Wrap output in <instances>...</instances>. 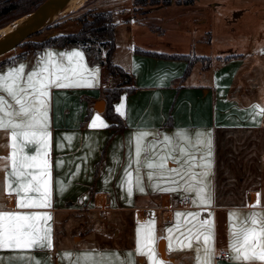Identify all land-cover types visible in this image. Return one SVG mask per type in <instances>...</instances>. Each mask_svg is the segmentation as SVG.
I'll return each instance as SVG.
<instances>
[{
    "label": "crops",
    "instance_id": "1",
    "mask_svg": "<svg viewBox=\"0 0 264 264\" xmlns=\"http://www.w3.org/2000/svg\"><path fill=\"white\" fill-rule=\"evenodd\" d=\"M224 5L220 0H170L169 4L137 9L134 0H91L89 13L111 12L115 39L111 59L131 76L130 83H123L118 74L109 73L104 47L97 53L98 59L74 44L23 49L0 59L4 60L0 73H4L19 65L30 69L49 52L57 59L58 54L72 51L83 55L78 75L72 78L80 86L50 90L47 157L50 206L19 208V197L13 193L10 198L7 194L10 160L0 159V208L51 216L50 220L39 222L51 228L53 242L52 251H34L40 264H69L62 253L88 252L115 253L114 259L110 258L112 264H124L131 259L124 254L137 248V230L147 229L150 224L154 227V247L165 264H195L194 252L171 250L168 237L179 235L185 226L190 227L186 221L198 223L191 217L175 216L177 212L196 213L200 221L205 220L199 215V207L209 209L207 220L211 221L215 234V264H233L228 251L229 213L264 210V115L260 114L264 111V43L254 49L253 38L244 37L248 39L246 42L231 46L219 36L220 30L214 28L213 22L218 18L216 9ZM234 7L233 13L238 15L248 9ZM258 11L264 12V4ZM227 17L223 16L226 27L230 24ZM81 24L76 19L51 35L75 33ZM171 30L177 32L172 41L166 39ZM119 37L125 39V45ZM142 50L198 59L183 77L187 60L148 55ZM63 63L68 66L67 59ZM71 66L76 67L75 60ZM115 86L123 89L114 102L116 111L118 105L124 104L122 112L117 111L124 120L121 130L109 126L111 122L105 118L103 90ZM253 105L257 106L255 113ZM97 116L107 127L99 122L96 127L91 126ZM140 132L150 133L146 141H162L164 136L175 138L180 132L190 133L193 139L195 133L210 134L212 174L208 179L213 193L210 206L191 203L178 207L177 199L185 194L153 191L148 186V170L143 167L139 175L145 191L136 189L138 165L134 161ZM10 143V135L0 130V158L11 156ZM36 147L24 145V153L33 155ZM202 147L206 153V145ZM5 164L9 166L7 171L3 170ZM129 172L133 180L131 195L127 192ZM27 195L38 197L34 192ZM257 199L260 208L247 207ZM177 225H181L179 231ZM169 228H173V233L168 232ZM224 252L229 253V259L223 258ZM135 261L151 264L146 256L136 255Z\"/></svg>",
    "mask_w": 264,
    "mask_h": 264
},
{
    "label": "snow or ice",
    "instance_id": "2",
    "mask_svg": "<svg viewBox=\"0 0 264 264\" xmlns=\"http://www.w3.org/2000/svg\"><path fill=\"white\" fill-rule=\"evenodd\" d=\"M59 59L49 52L36 66L27 69L25 65L10 68L0 73V130L10 135L11 156L0 158L10 160L8 171V195L14 193L19 197L17 206L24 208H44L50 206L51 190L49 187V101L52 88L80 86L73 80L78 75L79 61L83 59L80 51L58 54ZM67 59L68 66L63 60ZM76 67H72L73 62ZM90 86V85H89ZM252 106L253 113L256 110ZM124 104L117 106L121 111ZM123 114V113H122ZM264 115V111H261ZM107 127L97 116L91 126ZM149 132H140L136 137L135 187L143 193L144 185L139 175L140 168L147 169V180L153 191L182 192L183 199L194 205L212 203V182L208 177L212 174L211 139L208 133H195V139L188 132H180L173 136H164L162 141H146ZM36 145L33 155L24 153L23 146ZM158 144L162 146L158 147ZM207 147V152L203 147ZM163 152V154H161ZM169 164L172 166L170 167ZM8 164L3 170H8ZM30 169H39L38 172ZM199 169V171H197ZM127 192L133 191L131 172L128 173ZM156 181V183H152ZM15 185V187L13 186ZM166 185V186H162ZM63 186H61V190ZM37 193L38 197H30L28 193ZM23 193L24 195H20ZM192 194L195 198H192ZM259 196V194H257ZM250 208H260L259 199ZM177 217H191L198 223L185 226L179 235L168 237L169 248L173 251L190 250L194 252L195 264H215V234L210 220L200 221L196 213L177 212ZM47 213L21 214L7 212L0 208V264H40L34 258L35 250H53L51 228L40 224L48 221ZM181 225H177L179 231ZM173 233V228L168 229ZM154 227H141L137 230V248L134 252L124 254V264H136L135 256H146L151 264H165L158 257L154 247ZM228 251L233 264H264V210L252 212H231L228 223ZM7 251L8 255H3ZM69 264H112L115 253H62ZM142 264V262H141Z\"/></svg>",
    "mask_w": 264,
    "mask_h": 264
},
{
    "label": "trees",
    "instance_id": "3",
    "mask_svg": "<svg viewBox=\"0 0 264 264\" xmlns=\"http://www.w3.org/2000/svg\"><path fill=\"white\" fill-rule=\"evenodd\" d=\"M26 1L28 0H0V17L4 14L9 13L15 6H19L20 3H26ZM38 1L39 0H36V2ZM146 1L150 2L151 5L170 3V0H134L137 9H140L142 5L146 4ZM39 4L40 2L26 8L25 6H23L24 9L20 10L19 12L22 15L31 9L37 8ZM90 17H84L81 19V28L77 32L50 35L40 42H33L32 44L34 48L42 47L45 45H80L88 55L93 54L94 58L98 59L97 53L100 51L101 47H104L106 48V67L109 73L118 74L122 78L123 83H130L131 76L121 66L113 63L111 59L115 47L114 23L111 19V12H90ZM96 45L97 47L95 48L94 46ZM140 52L148 55L168 58H182L184 60H187L188 65L185 69L183 77L188 73L191 64L198 59V57L192 58L188 55L165 54L143 50ZM3 61L4 60L0 61V63ZM127 89L131 90L130 87ZM122 91L123 89L118 86L108 87L103 90L106 100L105 118L111 122L109 126L119 130L124 128V120L115 110L114 102L120 97Z\"/></svg>",
    "mask_w": 264,
    "mask_h": 264
},
{
    "label": "rangeland",
    "instance_id": "4",
    "mask_svg": "<svg viewBox=\"0 0 264 264\" xmlns=\"http://www.w3.org/2000/svg\"><path fill=\"white\" fill-rule=\"evenodd\" d=\"M3 1V0H2ZM44 0H39L40 4ZM91 0H87L85 3H83L79 8L68 12L65 14V16L58 19L56 22L52 23L45 29H43L40 33L33 36L30 40L26 41L24 44H22L20 47L16 48L12 52L5 54L6 56L13 55V53H19L23 49H32L34 48L33 42H40L49 35L55 33L57 30H62L63 27H65L66 24L69 22L75 21L76 19H81L86 17H90V13L88 10L89 4ZM181 1V0H177ZM184 1H192V0H184ZM224 2L226 5L220 6L216 9L215 16H218L217 20L213 22L214 28H219V36H223L224 40L227 41L231 46L236 45V43H242L246 42L248 39H243L252 37V47L258 48L264 43V12L258 11V7L260 5L264 4V0H220ZM36 0H28L26 3L19 4V6H15L9 13L4 14L0 17V27H2L4 24L11 22L16 17L20 16L21 13L20 10L24 9L23 6H33L34 4L38 3ZM146 4L142 5L140 9L142 8H148L151 5L150 2L146 1ZM141 5V4H140ZM233 5H235L234 8L239 7H247L248 9L244 11L241 15L233 13ZM35 9H31L26 13L34 12ZM25 14V13H24ZM235 14V15H233ZM223 16H228L227 20H229V25L226 27L223 22ZM91 18V17H90ZM233 20V21H231ZM218 22V25H217ZM243 28L246 29V31H243ZM262 33V35H260ZM176 31H170L169 34L166 35V39L171 41L177 37ZM232 34V35H231ZM232 37V41H229V38ZM120 43L125 45L126 41L124 38L119 37ZM208 43H205L207 45ZM223 45V44H222ZM228 45V44H227ZM219 46V45H217ZM226 46V45H225ZM95 48L97 47L94 46ZM163 48V47H159ZM189 50V48H187ZM95 51V50H92ZM120 51H123L121 49ZM5 55L0 56V59L5 57ZM91 219V217H89ZM92 220V219H91ZM112 233V230H111Z\"/></svg>",
    "mask_w": 264,
    "mask_h": 264
},
{
    "label": "water",
    "instance_id": "5",
    "mask_svg": "<svg viewBox=\"0 0 264 264\" xmlns=\"http://www.w3.org/2000/svg\"><path fill=\"white\" fill-rule=\"evenodd\" d=\"M71 1L72 0H56L54 5L38 21L28 25L19 33L12 36L5 43H3L0 46V56L12 52L16 48L24 44L26 41L30 40L33 36L40 33L43 29L56 22L61 17L65 16V13H63V11L67 8V6H69ZM43 2H45V0ZM41 4H39L35 9H38ZM160 252L163 253L161 245Z\"/></svg>",
    "mask_w": 264,
    "mask_h": 264
},
{
    "label": "bare ground",
    "instance_id": "6",
    "mask_svg": "<svg viewBox=\"0 0 264 264\" xmlns=\"http://www.w3.org/2000/svg\"><path fill=\"white\" fill-rule=\"evenodd\" d=\"M86 1L87 0H72L63 13L67 14L68 12L79 8ZM55 2L56 0H45V2H43L38 9H35L34 12L22 14L6 25L4 24L0 27V46L28 25L38 21Z\"/></svg>",
    "mask_w": 264,
    "mask_h": 264
},
{
    "label": "built area",
    "instance_id": "7",
    "mask_svg": "<svg viewBox=\"0 0 264 264\" xmlns=\"http://www.w3.org/2000/svg\"><path fill=\"white\" fill-rule=\"evenodd\" d=\"M189 205H191L190 200H188V201L184 200L183 196L179 197L177 199V206L178 207H187ZM198 211H199V215L202 219H208V212H209L208 207H199ZM222 256L224 259H229V253H227V252H224Z\"/></svg>",
    "mask_w": 264,
    "mask_h": 264
}]
</instances>
